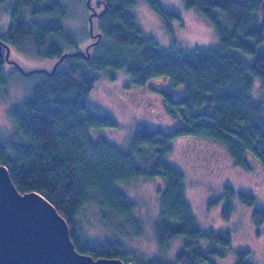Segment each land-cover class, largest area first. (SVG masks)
Returning <instances> with one entry per match:
<instances>
[{"label":"trees","instance_id":"trees-1","mask_svg":"<svg viewBox=\"0 0 264 264\" xmlns=\"http://www.w3.org/2000/svg\"><path fill=\"white\" fill-rule=\"evenodd\" d=\"M45 1L2 0L11 20L0 39L13 44L31 39L46 51L44 58L59 60L67 51H78L72 48L78 41L65 27L70 19L65 5L60 0ZM93 3L104 11L94 18V28L103 37L91 46V58L67 56L52 75L39 73L28 98L9 111L14 128L8 139L0 133V163L9 168L21 192L37 190L53 203L67 219L80 252L134 264H214L215 257L224 255L220 248L232 246V232L203 229L196 223L185 192V175L166 158L173 152L174 137L195 135L226 147L236 165L248 167L245 156L252 151L264 166V105L252 99L255 78L264 85V0H187L188 7L212 22L220 43L194 49L175 45L167 50L142 34L129 11L135 5L132 0ZM115 46L123 52L113 51ZM236 50L253 56V62ZM120 68L127 69L137 85L168 76L172 85L185 90L180 97L164 94L167 113L178 126L172 131L140 127L129 151L104 137L95 140L90 132L118 124L110 112L89 100V93L97 72ZM5 85L0 70V87ZM155 177L165 183L159 189L161 205L154 222L162 250L154 256L129 257L117 236L126 233L127 227L140 235L144 219L138 215V204L120 186ZM225 197L228 202L222 211L227 218L235 197L247 205L256 201L251 193L230 184L225 186ZM95 211L117 235L112 243L93 244L85 238L82 215ZM254 220L258 226L264 223V207L255 209ZM177 238L183 239V248L174 259H166L168 242ZM202 240L213 247L204 251ZM235 253L236 264H256L250 251Z\"/></svg>","mask_w":264,"mask_h":264},{"label":"rangeland","instance_id":"rangeland-1","mask_svg":"<svg viewBox=\"0 0 264 264\" xmlns=\"http://www.w3.org/2000/svg\"><path fill=\"white\" fill-rule=\"evenodd\" d=\"M49 1L52 0H47L43 4ZM60 1L69 12L70 19L65 22V27L78 41L72 48L83 51L88 44L96 40L95 36L90 35V14L94 10L100 13L102 9L95 6L93 0L89 3L90 6L88 0ZM132 1L135 5L129 11L135 15L142 34L145 37H153L165 50L175 45L187 49L211 48L220 43L218 32L212 22L199 10L188 7L187 0H153L157 8H153L149 0ZM4 7L3 2L0 3L1 33H7L10 23ZM160 9L167 13L161 12ZM96 33L94 28L93 35ZM12 50L11 59L20 61L27 70L41 68L50 70L54 66L52 60L44 58L46 51L37 48L31 39L29 43L24 44L20 41L18 44H12ZM122 50V47H113V51L123 52ZM236 51L247 61L253 62V56ZM1 71L6 85L0 87V133L8 139L7 135L14 128L9 111L11 107L28 98V91L39 78L40 72H32L30 76L13 72L10 64L6 62L2 64ZM96 74L98 79L89 93V100L110 112L118 124L91 130L93 139L104 137L122 150L129 151L140 127L154 131H172L178 126V122L167 113L164 94L171 93L175 97H180L185 90L183 86L172 85L170 77H154L145 85H137L125 68L108 69ZM254 82L252 99L255 103L264 105V85L258 78H255ZM173 146V152L166 159L185 175V192L192 204L196 223L203 229L232 232V246L230 249L221 247L224 255L215 257L214 264H236L238 257L235 250L238 249L250 251L254 263L264 264V223L258 226L254 220L255 209L264 207V166L260 159L252 151H248L245 156L248 167L236 165L226 147L195 135L176 136L173 138ZM151 154L148 156L152 157ZM164 184L161 179L155 177L134 180L120 186V189L138 204V215L144 219L142 220L144 231L140 235H133L134 228L129 227L126 228V233L116 235L121 237L129 257L135 254L154 256L161 253L162 247L155 236L154 222L161 205L159 189H163ZM227 184L237 190L251 193L256 199L254 204L247 205L235 197L234 208L228 218L222 211L228 202L225 197ZM212 200L217 201L211 204ZM99 214L100 211L98 213L95 211L91 216L82 215L84 223L86 222L82 226L85 238L93 244L112 243L116 237L114 231L101 223ZM200 244L204 251L213 247L206 240H202ZM167 245L163 257L174 259L177 251L184 246L183 239L177 238Z\"/></svg>","mask_w":264,"mask_h":264},{"label":"water","instance_id":"water-1","mask_svg":"<svg viewBox=\"0 0 264 264\" xmlns=\"http://www.w3.org/2000/svg\"><path fill=\"white\" fill-rule=\"evenodd\" d=\"M2 0H0L1 2ZM91 0H88V4ZM90 5V4H89ZM96 10L90 14V35L96 40L86 46L83 51L63 53L54 64L52 71L20 69L25 75L44 71L53 74L56 67L65 57L82 55L91 58V46L102 39L101 33L93 35V17L102 15ZM5 49V61L9 62L11 47L0 39V70ZM0 264H134L121 258H95L76 249L71 238V229L66 218L57 210L53 203L40 192H21L9 168L0 163Z\"/></svg>","mask_w":264,"mask_h":264},{"label":"flooded vegetation","instance_id":"flooded-vegetation-1","mask_svg":"<svg viewBox=\"0 0 264 264\" xmlns=\"http://www.w3.org/2000/svg\"><path fill=\"white\" fill-rule=\"evenodd\" d=\"M8 15H9V19H10V13H9V10H8ZM11 20V19H10ZM9 43V45H10V47H11V53L13 52V50H12V44L13 43H11V42H8ZM3 51H4V55H3V58H2V62L4 63V62H6V63H8V65L10 64V67H11V69H12V71L13 72H18V73H23L24 74V72L20 69V67H19V65H21L20 64V61L18 62V61H16V60H14L13 58L11 59V57H12V55L10 54V58H9V62H7V61H5V54H6V51H5V49H3ZM45 59H47V58H45ZM48 60H50V59H48ZM52 60V64H55L56 63V60H58V59H51ZM21 67L23 68V66L21 65ZM25 71H28L27 69H25V68H23ZM32 73H30V75H31ZM25 75V74H24ZM30 75H27V76H30Z\"/></svg>","mask_w":264,"mask_h":264}]
</instances>
